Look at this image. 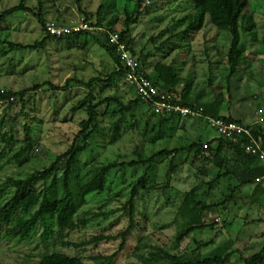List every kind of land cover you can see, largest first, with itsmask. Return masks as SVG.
<instances>
[{
  "label": "rangeland",
  "instance_id": "obj_1",
  "mask_svg": "<svg viewBox=\"0 0 264 264\" xmlns=\"http://www.w3.org/2000/svg\"><path fill=\"white\" fill-rule=\"evenodd\" d=\"M135 1L114 0L110 10L104 8L101 16L113 21L114 28L119 30L134 9ZM20 2L0 0V14ZM102 2L82 0V8L89 14V21L95 22L97 7ZM25 4L36 8V11L39 5L38 0H26ZM41 5L46 23L66 25L86 21L85 13L78 9L75 0H41ZM144 5L140 16L130 24L129 35L135 54L148 55L144 65L147 73H153L156 61L170 63L176 60L175 65L182 78L173 91L177 98L186 94L189 101L199 103L217 101L222 97L224 101L217 114L226 116L227 109L234 108L238 110L234 116L250 125L253 113L248 101L251 94L264 89V0H248L243 21V27L248 31L246 35L241 32V42L246 46L245 57L241 69L229 84L225 79L228 32L218 31L206 17L199 31L189 35L180 47L172 49L180 38L175 37L173 42L166 39L184 29L185 24L176 25V22L193 12L190 0H144ZM127 11L130 12L127 14ZM99 31L49 38L37 49L12 50L0 43V89L17 91L45 81L63 87L70 78L84 83L92 78L100 79L90 86L71 82L67 90L43 86L25 94V106L16 98L10 103L0 102V117L6 116L16 137L0 155V189L3 191L0 193V205L14 193L12 187L2 184L7 177L26 178L48 167L74 142L86 144L77 158L89 166L113 160L130 161L138 158V154L149 156L163 148L187 146L194 141L217 136L202 118L173 116L162 122L161 114H152L153 110L145 104H134L130 111L122 113L115 103H110L98 107L97 130L84 142L78 133L80 122L88 117L90 101L96 103L106 97H116L127 104L136 97L135 89L122 78L103 82L112 71L114 62L94 39V33L99 36ZM45 35L36 18L24 11L12 13L0 21L1 40L27 45L40 42ZM89 93L93 97L91 100ZM169 115L162 114L163 117ZM120 117V131L113 134L114 123ZM253 119H256L255 115ZM26 121H32L34 145L22 162L17 163L13 155L24 146L22 131ZM157 136L163 137L157 139ZM214 140L210 142L212 145ZM170 164L178 168L168 180ZM143 171L142 165L112 170L106 180L108 189L86 197V203L78 207L77 214L85 215L88 223L69 232L65 238L76 247L62 244L56 233L48 243L43 242L41 234L44 228L39 225L27 241L0 237V264H35L38 251L45 245L49 250L78 256L83 264H96L94 256L115 253L112 264H147L144 258L157 248L190 260L210 257L221 250L238 249V253L225 264H240L241 255L248 256L264 245V198L253 202L249 196L252 188L243 187L232 200L221 204L234 182L221 180L219 185L210 189L206 183L215 176L214 166L196 158L194 151H190L179 152L174 157H164L154 163L149 170V183L155 188L149 192L141 191L142 196L136 202V226L120 249L123 242L121 233L129 226L126 201L132 185ZM42 186L39 184V188ZM191 189H195L197 199L205 204H217L201 215L204 223L214 225L190 232L178 240L188 226L187 219L180 214V206L185 193ZM21 199L25 204L29 197L23 194ZM23 218L13 216L9 229H14ZM98 237L102 238L93 241ZM197 243L201 245L199 248ZM157 263L165 264V261L158 259Z\"/></svg>",
  "mask_w": 264,
  "mask_h": 264
},
{
  "label": "trees",
  "instance_id": "obj_2",
  "mask_svg": "<svg viewBox=\"0 0 264 264\" xmlns=\"http://www.w3.org/2000/svg\"><path fill=\"white\" fill-rule=\"evenodd\" d=\"M114 0H103L99 4L96 11L95 22L89 21V14L82 8V0H75L78 9L85 13L86 22H89L95 27H105L108 32L118 33L121 41L125 42L131 53L137 57L141 64L142 70L149 77L154 85L158 87L161 92H167L174 95L173 91L180 85L181 76L180 72L173 60L170 63L163 61H156L153 64V73H147L144 65L147 62L148 55L137 56L131 49L132 39L130 38V24L134 23L140 16L141 11L145 9L144 0H136L134 9L130 12L127 11L128 17L125 20L124 26L119 30L114 28V22L107 20L102 13L104 8L110 10L111 4ZM26 0H21L18 5H15L0 14V21L5 19L8 15L24 11L32 14L38 23L41 25L43 31L46 33V21L42 13L41 0H38L37 11L36 8H30L25 4ZM193 6V12L184 16L176 22V25H183L185 27L182 31L175 34H171L166 40L167 42H173L175 37L180 38V42L174 43L172 49L180 47L181 42L185 41L189 35L199 31L208 17L209 22L218 30L226 31L230 35L229 45L225 53L227 73L225 79L227 84L231 78L241 69L243 59L245 57L246 46L241 42V32L245 35L248 31L243 27V21L246 17V11L248 7V0H190ZM105 21V23H104ZM88 33L86 31L75 33L69 36H75L78 34ZM99 36L94 33V39L102 46L110 55L114 62L112 71L108 74V77L103 82L110 83L116 78L124 79L126 71L120 65L119 59L116 56L114 46L109 42V34L107 32L99 31ZM49 38H62L54 37L46 33L40 42L34 44L23 45L20 43H13L7 40H1L0 43L6 45L9 49H24L31 48L37 49ZM99 78H92L89 82H83L79 79L70 78L67 79L66 85L58 87L49 81H45L41 84H35L32 87L24 88L21 90H5L0 89V102L10 103L15 98L18 99L23 106L24 96L27 92L39 90L43 86H47L49 89L54 90H67L71 82L76 84L90 86L94 81H99ZM89 99L93 97L89 93ZM175 96V95H174ZM176 100L186 106L202 107L205 115H211L215 117H221L226 120H234L229 115L221 116L217 114L218 108L222 105L224 99L221 97L217 101L192 103L186 97V94L181 95L180 98L175 96ZM110 103H115L119 112L130 111L134 104H145L149 109V104L143 103L135 97L133 101L127 104L123 103L116 97H106L100 99L96 103H91L87 107V119L80 122L81 130L78 136H82L83 141L86 142L92 134L97 130L99 111L98 107ZM155 114V113H152ZM161 116L162 122H167L171 117L181 116L176 114H170L168 117ZM122 117H120L114 123L113 134H118L120 131V124ZM243 123L242 121H239ZM244 124V123H243ZM258 126L253 127V131L262 133L264 139V132L262 129H258ZM23 142L24 146L17 151L13 158L17 163L22 162V158L32 150L34 145V139L32 137L33 127L32 121H26L23 125ZM163 136H157V139H161ZM15 133H13L12 124H10L6 116L0 117V155L4 152L6 147L12 145L15 141ZM210 141H194L187 146L163 148L149 156H140L138 158L131 159L130 161H118L113 160L102 164H91L87 166L84 163H80L78 155L86 148V144L79 145L74 142L69 149L64 153L56 156L54 161L46 168L37 170L26 178H14L7 177L2 183L3 186H10L14 189L13 195L0 205V237H5L8 240L27 241L32 238L36 233L39 225H42L44 230L41 234L43 242H49L54 233L60 237V242L69 247H76L77 245L71 241H66L65 238L69 232L78 230L85 227L88 223L86 216H79L77 214L78 207L86 203V197L91 193H103L107 186V176L112 170H122L128 167H136L142 165L144 171L139 179L132 185L129 196L126 201L127 215L129 217V226L121 233L123 242L120 249L123 248L125 238L135 228V211L137 209L136 202L142 196L141 191L149 192L154 189V185L149 183V170L153 167L154 163L161 160L164 157H174L179 152L194 151L196 158H202L205 163H210L214 166L216 173L215 176L207 181V185L210 189L219 185L221 180L233 181L234 184L230 186L229 195L222 201L221 204L226 201L232 200L234 194L240 191L243 187H251L252 192L249 195L253 202H258L261 198H264V185L255 182L256 177L264 173V167L259 163L256 156L247 153L243 147L237 144H233L222 137H217L212 145ZM207 143V148H203V144ZM172 161V160H171ZM62 163V164H61ZM178 168L177 165L170 164L168 180L171 175ZM39 184L43 185L39 188ZM3 191L0 189V193ZM23 194H27L29 200L24 204L21 199ZM75 204L78 206L75 207ZM217 204H205L202 200L197 199L195 189H191L185 193L184 200L180 206V214L187 219L188 226L185 228L184 233L180 234L178 240L184 235L189 234L195 230H201L206 227L212 228V224H206L201 220V215L204 211H208ZM87 214V213H86ZM20 215L23 221L17 225L14 229H9L8 224L13 216ZM99 238H93V241ZM207 244V243H205ZM201 245L197 243L199 248ZM238 249L233 250H221L218 253L213 254L210 257L190 260L183 259L178 254H171L163 248H157L156 251L151 252L148 257L144 258L147 264H158V259H163L165 264H225L228 259L238 253ZM115 254L109 256L97 255L93 257L96 264H112ZM35 264H83V261L78 256L69 255L65 252L57 250H49L47 245L38 251L36 255ZM240 264H264V245L262 247L248 255H241Z\"/></svg>",
  "mask_w": 264,
  "mask_h": 264
},
{
  "label": "built area",
  "instance_id": "obj_3",
  "mask_svg": "<svg viewBox=\"0 0 264 264\" xmlns=\"http://www.w3.org/2000/svg\"><path fill=\"white\" fill-rule=\"evenodd\" d=\"M45 28L46 33L54 37H65L83 31L94 32L95 30H100L107 32L109 34V42L115 48L120 65L126 71L124 80L135 89L136 97L140 101L149 104L156 114H176L184 118H202L209 127L215 130L218 137L240 145L247 153L256 156L259 163L264 167L263 135L260 132L256 133L253 131V127L258 126L264 132V89L260 96L262 106L256 109V119L250 125L243 124L236 119L226 120L221 117L205 115L202 107L183 105L176 100L173 94L161 92L153 81L147 77L141 68L139 60L131 53L125 42L121 41L118 33L108 32L105 29L92 26L84 20L66 25L46 23ZM203 148H207V143L203 144ZM255 182L264 185V173L256 177Z\"/></svg>",
  "mask_w": 264,
  "mask_h": 264
},
{
  "label": "crops",
  "instance_id": "obj_4",
  "mask_svg": "<svg viewBox=\"0 0 264 264\" xmlns=\"http://www.w3.org/2000/svg\"><path fill=\"white\" fill-rule=\"evenodd\" d=\"M262 92V90L259 92V93H261ZM259 93H253V94H251V97H250V101H248V107L249 106H251L250 107V110L252 109V119H251V124L255 121L254 119H253V117H254V115L256 116V109L259 107V106H262V102H261V100H260V94ZM256 101V102H255ZM205 102H209V100L207 101H205ZM251 103V104H250ZM222 106V105H221ZM256 106V107H255ZM236 113H238V110H236V109H234V108H231V109H227V115H229L231 118H233V119H236V120H239V121H241L240 119H238V118H236L234 115L236 114ZM255 113V114H254ZM217 138V136H215V137H213V138H211V139H207V140H204L205 142H207V141H210V140H213V139H216ZM204 141H202V142H204Z\"/></svg>",
  "mask_w": 264,
  "mask_h": 264
}]
</instances>
